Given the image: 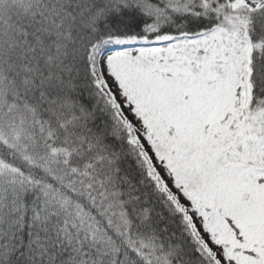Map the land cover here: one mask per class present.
I'll list each match as a JSON object with an SVG mask.
<instances>
[{"label":"snow or ice","instance_id":"6c2138e0","mask_svg":"<svg viewBox=\"0 0 264 264\" xmlns=\"http://www.w3.org/2000/svg\"><path fill=\"white\" fill-rule=\"evenodd\" d=\"M0 264H264V0H0Z\"/></svg>","mask_w":264,"mask_h":264}]
</instances>
